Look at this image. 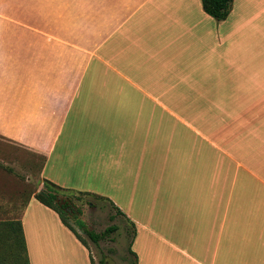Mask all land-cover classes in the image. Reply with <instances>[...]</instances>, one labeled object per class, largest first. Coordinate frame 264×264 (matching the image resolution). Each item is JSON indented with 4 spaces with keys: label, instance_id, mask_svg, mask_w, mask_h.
Listing matches in <instances>:
<instances>
[{
    "label": "crops",
    "instance_id": "0c3cea01",
    "mask_svg": "<svg viewBox=\"0 0 264 264\" xmlns=\"http://www.w3.org/2000/svg\"><path fill=\"white\" fill-rule=\"evenodd\" d=\"M255 28L264 0L223 21L202 0H0V138L110 200L137 264H264V45L240 46ZM19 220L30 264H93L34 195Z\"/></svg>",
    "mask_w": 264,
    "mask_h": 264
},
{
    "label": "rangeland",
    "instance_id": "374dc122",
    "mask_svg": "<svg viewBox=\"0 0 264 264\" xmlns=\"http://www.w3.org/2000/svg\"><path fill=\"white\" fill-rule=\"evenodd\" d=\"M250 33L245 36V39L249 38L251 42L246 43L244 36L240 42V46L247 49V57L251 54L250 50L253 47L264 45L262 31L260 33L255 28L253 33L250 29ZM43 165L44 158L0 138V222L19 220L31 197L44 189L45 179L43 180L40 174ZM69 198L61 195L59 203L65 204L69 222L83 241L80 240L81 246L89 249L92 263L135 264V255L130 252V243L134 235L131 222L127 221L124 215L119 214L107 200L86 195L75 196L71 200ZM91 202L95 206L89 205ZM78 219L85 222L89 231L97 234L103 233L110 226H116L117 230L96 243L79 226ZM6 234L4 232L0 235V261L2 264H26L25 252L21 247L19 250L16 249L14 242ZM86 256L87 264H89L91 257L89 258V253Z\"/></svg>",
    "mask_w": 264,
    "mask_h": 264
},
{
    "label": "trees",
    "instance_id": "16d2710c",
    "mask_svg": "<svg viewBox=\"0 0 264 264\" xmlns=\"http://www.w3.org/2000/svg\"><path fill=\"white\" fill-rule=\"evenodd\" d=\"M233 1L234 0H202V4H203L204 11L207 14H209L210 16H212L218 21H223L229 17L231 9H232ZM44 183H45L44 189L42 191L37 192L34 195L35 199L38 200L43 205L47 206L48 208L54 210L60 216V219L62 220V222L67 227H69L80 240L81 238L79 234L76 232V230L73 228V226L69 222V219H68L69 216L65 212V204L62 205L59 203V197L61 195L62 196L65 195V196L70 197L69 199L71 200V198L75 196L86 195V196H90L96 199H104L110 202V200L105 199L95 194H90L86 192H76L75 190L62 188L49 180H45ZM110 203H111V206L115 207L116 209V206L112 202ZM89 205L95 206L93 202L89 203ZM116 210L119 214L124 215L123 212H121L120 210L118 209ZM77 223L79 224L81 228H83L87 232L90 238L96 243H98L102 239H105L106 237L109 236V234L117 230L116 226H110L103 233L97 234L93 231H89L86 228L85 222H83L82 220L78 219ZM4 232L7 233L6 235H8L12 239L16 249L19 250L20 247L22 248V250L25 252V255L27 256L26 264H30L29 258L27 255L26 241H25V236H24V231H23L21 220L0 222V235L1 233L4 234ZM134 234H135V230H134ZM131 247H132V241L130 243V252L131 254L135 255V264H137L136 254L132 251ZM0 264H2V261H0Z\"/></svg>",
    "mask_w": 264,
    "mask_h": 264
}]
</instances>
